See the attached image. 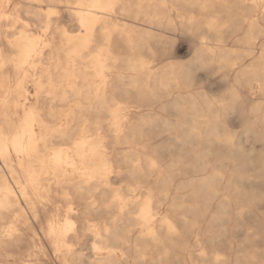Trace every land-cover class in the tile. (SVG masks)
I'll return each instance as SVG.
<instances>
[{
    "label": "bare ground",
    "instance_id": "1",
    "mask_svg": "<svg viewBox=\"0 0 264 264\" xmlns=\"http://www.w3.org/2000/svg\"><path fill=\"white\" fill-rule=\"evenodd\" d=\"M214 197L264 203V0H0V264H264L182 240Z\"/></svg>",
    "mask_w": 264,
    "mask_h": 264
},
{
    "label": "rangeland",
    "instance_id": "2",
    "mask_svg": "<svg viewBox=\"0 0 264 264\" xmlns=\"http://www.w3.org/2000/svg\"><path fill=\"white\" fill-rule=\"evenodd\" d=\"M179 44L180 43H178V41L175 42V45H174L175 46L174 47L175 48V59H173V60L178 61V62H184V61L187 62L188 59L190 58V55H191L190 52L188 51L189 48H187L188 47L187 44H180V45ZM176 48H178L179 50H177ZM176 55H177V57H176ZM186 55H188V57ZM199 75H202V73L200 72ZM215 87H217V86L215 84H212L209 87V89L212 90L213 93H217L220 89L218 87L217 88H215ZM157 144H158V142L155 140L154 146L155 145L157 146ZM258 147H259V144L256 143V148H258ZM154 150H155V152H158L157 147L154 148ZM252 173H253V171H251V170H248V172H247V174H252ZM177 182H178V180L176 181L175 184H177ZM222 190H223V188H222ZM171 191L174 194V187L171 188ZM212 200H211L210 204H208V205L207 204L204 205L203 203H201L200 214H197L196 217L194 215H191L192 217L190 216L191 221L194 223L187 228L188 234L186 233L184 235V237L182 238V240L185 241V243H197V240H199V243H204L205 246L210 251L217 250L221 254H230L232 252L230 254L231 257H233L237 253L236 252L237 244H239L242 241H243L242 243H264V203H258L257 204V200L254 199L252 206H251L252 210L250 212L243 213L240 217H238L236 214L230 213L226 217L223 216L221 221H215L214 219L217 216H219L217 214V203H218L217 200H219V198L214 197V198H212ZM259 206H260V208H258ZM169 209L170 208L167 205H163V210H169ZM258 209L261 211V213ZM254 218H256V220ZM198 221H200V222H198ZM257 225H259V226H257ZM208 226L209 227L211 226V227L209 228ZM212 227H213V229H212ZM214 227H215V229H214ZM235 227H236V229H235ZM181 243H182V241H181ZM209 243H210V245H209ZM211 243H216V244L213 245ZM225 243H232L233 249L227 248ZM224 244L226 247L224 246ZM211 245L213 246V248ZM224 247H225V249H224ZM255 247L262 249L263 245L257 244ZM218 249H220V250H218Z\"/></svg>",
    "mask_w": 264,
    "mask_h": 264
}]
</instances>
